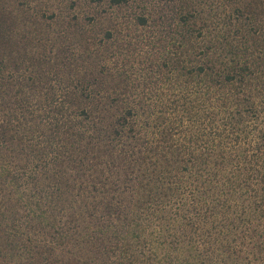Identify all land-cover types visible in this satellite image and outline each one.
Returning a JSON list of instances; mask_svg holds the SVG:
<instances>
[{
	"label": "trees",
	"instance_id": "trees-1",
	"mask_svg": "<svg viewBox=\"0 0 264 264\" xmlns=\"http://www.w3.org/2000/svg\"><path fill=\"white\" fill-rule=\"evenodd\" d=\"M91 2L0 5V264H264V0Z\"/></svg>",
	"mask_w": 264,
	"mask_h": 264
},
{
	"label": "rangeland",
	"instance_id": "rangeland-1",
	"mask_svg": "<svg viewBox=\"0 0 264 264\" xmlns=\"http://www.w3.org/2000/svg\"><path fill=\"white\" fill-rule=\"evenodd\" d=\"M15 3V4H14ZM25 8L29 11H40L50 17L57 14L60 18H71L75 14H85L94 12V8L97 7L91 0H0V5H4L8 9L16 8V5ZM100 9L108 8L107 4H103ZM59 24H55V28H60ZM15 264V261L11 262Z\"/></svg>",
	"mask_w": 264,
	"mask_h": 264
}]
</instances>
